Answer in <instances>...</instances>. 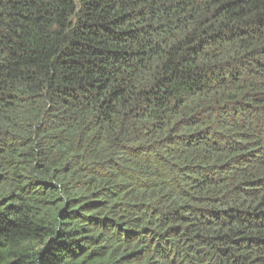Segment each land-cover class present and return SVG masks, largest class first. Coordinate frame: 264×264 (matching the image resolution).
<instances>
[{
	"label": "trees",
	"instance_id": "trees-1",
	"mask_svg": "<svg viewBox=\"0 0 264 264\" xmlns=\"http://www.w3.org/2000/svg\"><path fill=\"white\" fill-rule=\"evenodd\" d=\"M0 264H264V0H0Z\"/></svg>",
	"mask_w": 264,
	"mask_h": 264
}]
</instances>
